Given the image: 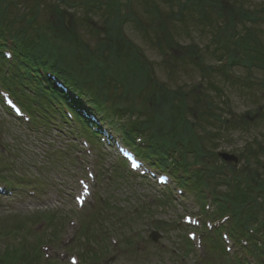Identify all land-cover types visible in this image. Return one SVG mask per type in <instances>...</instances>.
Masks as SVG:
<instances>
[{"label":"rangeland","instance_id":"rangeland-1","mask_svg":"<svg viewBox=\"0 0 264 264\" xmlns=\"http://www.w3.org/2000/svg\"><path fill=\"white\" fill-rule=\"evenodd\" d=\"M85 1L87 0L70 1L78 6L72 9L79 10ZM97 1L102 2L103 0ZM123 1H130L132 13L128 18L126 14H123L122 21L119 22L116 16L117 11H112L111 22L113 23H110L112 26L120 23L122 29L119 34H111V30L106 27L108 25L102 23L101 18L104 17L102 10L92 15L94 18L92 20L84 17L85 20L97 25V32L92 34H88L87 30L77 25L79 21H82L78 15H70L71 12L65 14L62 10L51 7V9H46L40 6L36 9L38 22H47L43 23L44 30L46 34L55 38L57 45L63 46L64 44L69 49L88 54L87 56L95 61L96 73L91 72L90 75L93 81L98 76L101 78L102 75H107L113 70L118 71L122 80H130V87L136 89L130 94L133 98L129 103L127 101L121 103L123 106L133 105L136 110H141L142 118L148 119L152 114L147 113V115L145 109L149 107L151 110L152 104L158 102L160 112L157 115L159 124L166 128L165 136H169V132H179L182 127L181 118L187 120V117L182 112L180 113V101L174 102V106L165 105L162 100L157 99L158 93L162 92L163 84L174 92H186L187 108L182 110L188 112L189 122L185 125L188 132L197 136L196 140L201 143L202 149L235 156L236 160L230 163L222 161L226 165H231L241 176L254 171L255 183L264 185V154L257 159L245 154L249 145L252 147L251 150H256L258 145L253 144L256 140L264 144V86H250L248 90L244 89L245 84L241 82H225L222 71L203 75V72L193 64L192 54H190L191 51H195L198 57L203 58L210 65L221 66L223 55L240 56V54L225 49L227 42L231 43L234 40L238 42V46L250 51L251 45L246 46L249 40L261 46V48L256 47V50H262V47L264 48V19L257 17L254 21L253 17L254 10L264 8V0H191V4L184 5V7L180 6L178 0ZM199 1L215 2L216 4L204 5L211 9V18H219V24L224 25V14L225 18L228 17L232 21L230 27L233 31L229 30L228 34L236 31L238 35H235L233 39H224L228 35L224 34L221 39H216L214 27L206 28L198 19L199 6L197 3ZM35 2L36 0H17L16 3L11 4V9H7L5 4H0L1 15L6 17L8 13H11L14 16L12 18L18 17L17 26L19 28H27L24 18L27 13L28 16L31 14ZM48 11H52L54 16H48ZM180 12L185 16L182 21L176 19V16L181 15ZM155 33H158L161 40L156 38ZM50 42L53 43L52 40ZM226 61L228 59L224 58L223 62L226 63ZM144 63H147V67L151 69V74L149 71L145 72ZM233 69L229 78L235 79L237 75L243 77L251 75L254 80H257L255 82H258L261 77L264 78V72L255 67L251 71L241 66L233 67ZM211 84L219 87L221 93L210 88ZM195 98H201L196 106L198 111L192 106V104L195 105L193 101ZM206 102L213 103L214 117L211 119L206 117L205 121L198 113L208 106ZM246 113L255 118L252 125H246L244 122ZM41 128H44L42 124L28 126L27 123H20L0 107V174L17 184L28 185L29 190L37 193L36 196H31L27 190L22 188L21 192L15 191L13 197H0V264L32 262H28L29 258L26 259V256L22 259L18 257L14 246L9 245H21L27 252H32L31 246L37 240L34 234L36 229L33 227L39 217L47 214L53 215V219L51 228L48 227V223H44L43 229L39 232L44 234L42 241L52 243L55 240L54 243L58 245L60 238L71 237L72 232H76L77 239L70 245V251L79 254L77 249L80 246L89 261L100 262L112 254V249L106 245L107 238L102 239L105 232L110 235V237L107 235L109 240L116 235L122 241V245L124 244L125 250H132L135 238L128 236L129 239H126L124 234L136 231L135 235L140 236L137 237L139 244L145 241L146 251L151 249L146 259L143 260L144 258L137 256L127 258L126 255H122L123 252H120L119 255L108 260V264H200L195 255L192 258L182 259L183 253L179 246L183 229L177 223L185 213L203 214L206 218L218 217L214 204L212 210L209 211L212 216L207 217L205 211L202 210L203 207H200L201 204L196 201L197 193L189 185L181 183V187L185 186L187 190L184 196L179 197L178 189L171 187L169 193L173 198L169 197V200L150 182L135 178L133 175L119 177L117 181L115 180L117 177L113 176L108 183L109 175L105 171L109 170L116 161V156L108 148H102L106 157L104 164L99 163L98 155L95 154V157V155L86 153L80 135L76 136L74 132L71 133L66 128H64L66 132L57 131L53 126L45 127L47 129L44 130ZM72 143L76 145V149L66 152L67 146ZM210 156L204 161L211 165L220 164L215 159L218 156L209 158ZM219 158H221L220 155ZM83 161L87 164L82 165ZM92 162H97L98 168L102 165L99 169L97 168L94 197L87 206L79 210L76 209L72 196L78 193L80 188L77 179L83 177V173L86 174V168L90 167L89 163ZM224 172L230 176V170L224 169ZM216 174L209 181L212 189L218 184L219 179ZM244 179L247 177L245 176ZM225 188V185H222L214 190L223 192ZM210 191V189H204L206 203L212 202L207 197L208 193L211 194ZM102 198H108L105 206H102L100 202ZM118 212L121 216L119 218L123 220V226H120L122 222L114 217ZM262 213L259 219H264V211ZM71 218H76L79 223H92L89 232L84 230L86 241L80 235L79 230L70 229L68 220ZM43 220L45 219L41 221ZM154 222L160 223L156 225ZM16 227L21 229V233L12 231ZM119 227L122 228L119 229ZM154 228H158L162 234L157 242L153 241L150 236ZM96 231H99V234H95ZM7 233L8 235H5ZM56 233L60 235L58 240ZM63 235L65 237L62 238ZM110 245L114 248L112 242ZM141 251L143 253L145 249ZM57 262V264H68ZM45 263L47 262L43 259L39 264ZM34 264H38L37 258Z\"/></svg>","mask_w":264,"mask_h":264},{"label":"trees","instance_id":"trees-1","mask_svg":"<svg viewBox=\"0 0 264 264\" xmlns=\"http://www.w3.org/2000/svg\"><path fill=\"white\" fill-rule=\"evenodd\" d=\"M70 1L72 0H36V2L33 4L32 11L30 9L31 14L28 16L27 15L28 13H27L25 15L26 17L24 18V22L26 23L27 28H22V29L17 26L18 17L12 18L14 16L11 13H8V15L4 17L1 15L2 11L0 9V37H2L3 35L5 36V34L8 32L16 40L17 47L19 48L18 50L15 51L16 58L14 60V66H13L14 71L12 73L11 78L15 80L16 82L18 81L19 90L17 91H18V95L22 103L26 105L31 111L32 110H34L35 112L39 111L38 113L40 114L41 121L44 119L42 116V113H45V108L48 107L46 96L49 94L50 95L53 94L51 90L45 88L43 85H41V83H38L37 80L32 78L31 75L29 74L31 72V68L35 69L41 64L45 65L46 63H48V65H50L53 69L58 71L61 75H63L67 79L72 80L73 83L77 87L81 89L84 88L86 90H89L90 93H92L94 99H96L100 103H102L103 101L105 102L109 101L110 98H114L112 100L115 105L114 106L115 110L116 108L118 109L121 108L122 102L127 101L129 103L130 100L133 98V96H131L130 94L133 92V90L135 91L136 89V88L130 87L129 85L130 80H125V79L122 80L121 77L119 76L118 71H114V70L107 75H102L101 78L98 76V78L95 81H93L90 75L93 72H95V68H96V66L94 65L95 61L92 58H89V56H87L88 54H82L80 53V51L72 49V48L69 49L65 47L64 44L63 46L60 44L57 45L56 41L54 40L55 38L46 34L44 30L45 26H43L44 25L43 23H47V22L46 21L43 23L38 22L39 20L38 11L36 9H38L40 6H43V8H46V9L51 7L52 9L55 8L56 10H62L65 14L71 12L70 15H78L79 19L82 21H79L77 25L80 28L87 30L88 34L97 32V25L96 23L88 21L87 19L85 20L84 17H89L92 20L94 19L93 16L96 14V12H98L99 10L101 12L102 10V12H104L103 13L104 17L103 18L100 17V18L102 19V23L104 25H108L106 27H108L111 30L110 33L119 34L121 32L122 28H121L120 23H116L114 24V26L111 25V23H113L111 22V19L113 18L112 11L115 9L116 0H105L106 3H104L103 1L99 2L96 0H87L85 1V3H82L79 10L72 9V8H77L78 6ZM168 1H173V0H168ZM13 2L16 3L17 0H0V4H5V6H7V9H11ZM177 2H179L180 6H183V7L184 5L191 4L189 1L184 2V0H178ZM68 4H71L73 7ZM210 11L211 9L206 8L205 6L201 7V9L199 10L198 19L202 23V25H204L206 28L207 27L211 28L212 26L215 27L216 25L215 23L219 22L217 20L218 18H211L210 15L212 14L210 13ZM47 13H48V16L49 15H51V17L54 16V13L52 11H48ZM254 13H255L253 17L254 21L256 20L257 17L264 19V8L258 11L254 10ZM179 14L182 15L181 12ZM116 16L119 22L122 21L119 10L116 12ZM224 22H225L224 25L219 24V27H217L218 33H221V38L224 37V34H228L229 30L233 31V29L230 27L232 25V21L230 20V22L228 21H224ZM233 26L235 29V24ZM235 32L228 34L227 36L224 37V39L225 38L233 39L235 35H238ZM157 34L158 33H155L156 38L158 40H161L160 36ZM51 40L53 43L50 42ZM58 41H61V40H58ZM247 45H251L250 51H247L246 49L238 46V42L233 40L231 43L230 42L225 43V49H227L228 51L235 52L238 55L240 54L241 57L240 56H236V57H238L239 60L244 62L250 68L255 67L257 70L264 72V48L262 47V50H259V49L256 50L255 48L259 47V45L249 40L246 46ZM259 48H261V46ZM190 54L197 55L195 51H191ZM201 62H204V59H202ZM83 64H85L86 66H84ZM144 64L146 65V69H144L145 72L146 71L150 72L151 69L147 67L148 66L147 63H144ZM194 65L203 72L202 73L203 75H207V74L209 75V72L211 71L209 63L207 64L208 68H203L200 62H195ZM24 69L27 72V76L26 74L21 73L22 70ZM204 73H207V74H204ZM24 78H26L27 80H24ZM22 82H24L25 86L27 85L28 87H30V90L33 93L32 95L26 93V90L21 87ZM115 83L118 84L117 88H116ZM163 85L164 86L162 87V92L158 93L157 99L162 100L165 103V105L171 104V106L175 105L174 102L180 101V106H179L180 113L182 112V114L187 117V120L186 118H181L182 122L180 124L182 127L180 131L175 132V133L169 132L170 133L169 136H165L164 132H166L165 131L166 128L162 127L159 124V118L157 115L160 112V110H158L160 108V105L158 102L155 101L156 103L152 104L151 110L149 109V107L145 109L146 114L147 113L149 115L152 114L150 118L144 119L141 117L142 114L137 116L138 118L135 121V132H144V133L148 132L150 136V142L161 145L160 149L162 148L176 149L177 148L183 151L181 143H185L187 148H189L188 150L190 152L189 156H191L192 159H195L194 163L203 162V158L208 157L209 155H212L211 158L216 157L217 156L216 152L214 151L208 152V151L203 150L201 143H198L196 140L197 136L187 131L188 128L186 127L185 124L186 122L187 123L189 122L188 112L186 113V110L185 111L182 110V109L187 108L186 101L188 100V98H187V95L185 94L186 92H181V91L174 92V90H171L170 87H167L165 84ZM96 87L98 90H95ZM210 88H214L219 93H221V89L213 84L210 85ZM244 89L248 90L249 88L245 87ZM192 94L193 96H195L193 92ZM193 101L195 105L192 104V106L193 108H196V106H198V104L200 103L201 98L199 99L195 98L193 99ZM191 102H192V99H191ZM206 104L208 106L204 108V110L202 109L198 113L200 118H202L205 121L207 120L206 117L210 119L214 117V114L212 113L213 103L206 102ZM196 109L198 111V108ZM129 110H131L134 114L139 113L141 111L138 109L137 111L136 108L133 107V105H130L123 109L121 108V111L119 114L120 115H124V113L127 114ZM154 149L156 150L157 148L155 145L153 146L152 144L150 147V151H153ZM263 150L264 149L262 145H260L256 148L255 151L254 150L251 151L253 153L250 152L248 157L257 158L261 154H263L264 152ZM188 151L186 149L183 155L184 158L185 156L188 157V153H187ZM215 159H218V157H216ZM202 175H203V178L205 179L206 174L200 171L199 176L202 177ZM217 178L220 179V181L222 180L225 183H227L226 179L220 178L218 176ZM238 178H239L240 183L245 182L244 179H242L240 175H238ZM243 194H244L243 191L240 190L238 197H237L238 200Z\"/></svg>","mask_w":264,"mask_h":264},{"label":"water","instance_id":"water-1","mask_svg":"<svg viewBox=\"0 0 264 264\" xmlns=\"http://www.w3.org/2000/svg\"><path fill=\"white\" fill-rule=\"evenodd\" d=\"M226 158H231V157H228V156H227Z\"/></svg>","mask_w":264,"mask_h":264}]
</instances>
